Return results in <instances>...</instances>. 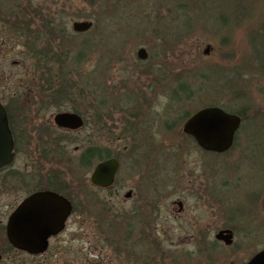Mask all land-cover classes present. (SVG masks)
Wrapping results in <instances>:
<instances>
[{
  "label": "rangeland",
  "instance_id": "1",
  "mask_svg": "<svg viewBox=\"0 0 264 264\" xmlns=\"http://www.w3.org/2000/svg\"><path fill=\"white\" fill-rule=\"evenodd\" d=\"M201 3L207 5L201 9L205 16L197 19L193 13L194 20L189 24L188 9L195 12ZM61 4L63 15L69 19L70 32L74 20L93 22L92 28L80 33L95 38V56L84 67L90 71L98 64L101 75L92 77L100 79L106 90L107 114H101V122L98 116L94 117V122L78 134L80 146L92 143L118 153L124 163L117 175L121 180L126 166L122 147L129 138L123 136L122 128L131 115L139 114L136 120L143 118L140 134L145 139L140 150L148 162L143 169L150 167L158 172L155 164L159 165L162 181L159 185L165 187L155 216L147 212L148 208L141 209L148 214L145 233L162 239L157 264H174L172 257L179 253H186L188 261L193 259L192 264H209L213 257L216 264L243 262L247 254L232 257L222 253L218 246H213L215 256L203 254L200 261L197 257L196 253L205 252L214 241V234L226 225L234 228L237 247L242 245L247 251L264 248V0H44L37 7L44 8V12L50 8L53 12ZM107 6L114 7V13H98ZM6 19L9 25L14 22ZM1 26L2 21L0 99L26 113L28 122L42 124L49 135L47 123L53 125L51 119L56 109L47 106L45 92L41 90L47 86L44 82L47 73L35 71L17 33ZM206 46L209 49L204 53ZM140 47L148 53L145 60L136 57ZM180 82L189 87L192 96L172 100L171 90ZM126 94L125 98L131 100L124 98ZM88 102V96L82 95L76 103L85 110ZM214 102L232 110L241 109L245 115L234 144L222 155L206 153L190 142L181 132L184 119L178 120L180 113L186 111L190 115ZM16 109L14 112H19ZM15 122L20 123L19 117ZM95 123L102 126L96 132L92 126ZM51 135L55 134L48 137ZM74 147L70 144V151L63 155L50 148L53 153L49 152L47 164L38 151L30 156L22 153L20 157L28 161L29 170L42 172L48 168L50 172L55 168L71 176L72 172L85 171L74 165V152H79ZM124 192L125 189L112 196L110 210L99 205L83 214L80 212L83 236L76 235L78 221L73 216L47 253L31 257L10 250L0 264H83L91 260L115 263V257L108 260L106 254L113 253L117 244L107 243L100 226L109 223L105 229L110 236L137 234V219L129 220L128 226L120 223L127 203L123 200ZM178 197L184 198L185 215L175 212L177 206L172 202ZM11 208L0 207V225ZM193 227L208 238L203 251L198 250L197 241L186 238L188 229ZM144 249L148 250L145 243ZM144 254V264L155 260ZM177 260L184 259L179 256Z\"/></svg>",
  "mask_w": 264,
  "mask_h": 264
},
{
  "label": "flooded vegetation",
  "instance_id": "2",
  "mask_svg": "<svg viewBox=\"0 0 264 264\" xmlns=\"http://www.w3.org/2000/svg\"><path fill=\"white\" fill-rule=\"evenodd\" d=\"M0 101L4 105L6 111L8 129L10 131L13 143L12 159L10 163L0 167V207L3 205L8 208L12 207L11 211L9 212L10 214L26 198L38 192L52 193L55 196L56 201H58V204L56 203L57 205L54 206L55 209L64 210L63 206H65V203H68L70 206V213L65 220L63 229L48 237L47 248L40 255L47 253L52 248V243L58 242V239L65 232L68 223L73 216H75L77 218L76 221H78L75 233L79 237L83 236V233L80 231L81 227L83 226L82 219H80V212L83 214V212L86 210L97 208L99 205L104 210H110L112 196L119 195V193L123 192L125 189V192L123 193V200L127 203L123 207V218L121 219L120 223L126 224V226H128L129 220L137 219L139 222L137 234L132 235L126 233L122 235V238L110 236L107 234L108 232L105 229V226H110L109 223L105 224V226H100L102 228L101 231L105 233V239H108L107 243L109 245H111V243L117 244L114 246V249L112 248L114 250L113 253L110 252L106 254L108 260L110 257H115V263H113L112 260L107 262H93V260H91L84 262L83 264H144V253H146V250L144 249V243L148 249H151V252H149L150 254L146 253V255L155 259L154 261L147 262H149V264H157V262H160V259L157 257L160 252L159 243L162 239H160L159 236L151 237L150 235H147L145 233L144 226L147 225V212L149 213L150 211V213L155 216L160 195L165 187L159 185L162 183L159 177L161 174L159 165L155 164L159 170L158 172H155V170L150 167L143 169L148 166V162H145L146 160L143 159L144 157L142 156L140 150L145 139V137L140 134V130L144 128V124L142 123L143 118L142 120H136L139 114L131 115L130 117L132 118L126 119V124L122 128L123 136H129V138L125 139L126 143L122 147V151L126 157V166L124 175L121 178L122 181L119 180L117 176L118 173H121L122 171H117L110 186L99 187L91 183V171L72 172L70 176L69 173L65 174L61 170L59 171V169L55 170V168L50 172L48 171V168L42 170V172L40 169H36L35 171L32 169L29 170L30 164H28V161L22 160L20 157L23 156L21 155L22 153H24V155L30 156L32 153L38 151V155L40 158H42L43 163L47 164L49 152H53V150L49 148V137L46 133V129L42 124L28 122L26 113L23 114L20 110L15 108L17 111H19L16 113L14 112V108L6 107V103L1 99ZM18 117L20 123L15 122ZM80 130L81 128L72 131H65H71L74 135L78 136V134L81 132ZM93 130L96 132L95 128ZM151 140L156 141V139ZM77 150V146L74 147V151ZM172 204L177 206V208H175L177 215H185L186 208H184V198L178 197L173 200ZM143 207L148 208L146 214H144V212L141 210ZM8 215L5 222L1 223L0 225V241L5 244V248L0 246L2 259L7 251H17L16 249L11 248L6 238V222ZM229 215L234 218L233 214ZM220 230L226 231L224 232L223 236L228 233L227 230L231 232L232 238L230 239V243H225L223 240L214 238V241L210 242L211 246H209L205 252L202 254L196 253L199 261V256H202L203 254L215 256V250L213 246H218L222 253L227 252L226 255L232 257L241 258L247 254V257L245 258L246 260L243 262H240L239 260L238 264H246L249 259L260 250L247 251L242 249L244 248L242 245L241 247H237L234 240L236 232L232 226L226 225L218 231ZM199 231L200 230H197L195 227L192 229L189 228V234L186 236V238L188 241H197L199 248L198 250L203 251L206 246L205 243H208V238L205 235H200ZM106 234L109 237L106 236ZM150 241H153L151 242L154 244L153 246L150 245ZM0 244L2 243L0 242ZM178 255L184 260H177L179 257ZM186 256V253H179L173 256L172 258H174V264H192L191 261H193V259L191 260L190 258L188 261V257ZM215 259L216 257H213L209 264H216ZM201 264H203V262Z\"/></svg>",
  "mask_w": 264,
  "mask_h": 264
},
{
  "label": "trees",
  "instance_id": "3",
  "mask_svg": "<svg viewBox=\"0 0 264 264\" xmlns=\"http://www.w3.org/2000/svg\"><path fill=\"white\" fill-rule=\"evenodd\" d=\"M39 1L43 3L44 0H24L21 3L16 2V0H0L1 28L8 31L14 30L21 41L22 49H26L27 59L32 62L35 71L39 73V70L41 72L45 70L47 73L46 80H44L47 86L41 88L45 92L44 95L48 101L47 106L54 107L56 112L70 110L80 114L84 119V125L80 130L82 131L94 122V117L98 116L97 120L101 122V114H107L105 112V107L107 109V98L104 97L106 92L104 84L99 81L100 79L92 77V75H101V70L98 69V64H96L95 69H91L90 71H85L86 67H84L96 51L93 42L95 38L91 36L92 34H80L68 30L67 21L69 19L63 15L61 9L64 6L62 4L54 9L53 12H50V8H47L49 11L44 12V8L37 7ZM22 3H25V5L21 6L20 4ZM206 7L207 5L202 6L201 3L197 6L195 12L188 9L189 24L194 20L191 18L193 13L194 18L197 19L200 15L205 16V12H202L201 9ZM114 11V7L110 8V6H107L102 7L98 13L103 12L104 14H108V12L114 13ZM20 12L22 13L21 15ZM6 17L14 20V22L9 25ZM35 19H38L37 23L34 22ZM60 46H63V49ZM100 59V57L97 59V63H100ZM105 65L104 63L103 67ZM78 83H83L84 86H77ZM172 92L171 98L176 101H181L182 98H184L183 100L189 99L192 96V91L189 87L187 89L184 82H180L175 90H171ZM82 95H87L89 99V107L85 110H81L76 103ZM127 96V94L124 95V98ZM125 99L131 100V98ZM66 102L70 104H64ZM211 105L219 106L227 112L239 115L241 117V124L245 120V115L241 109L232 110L223 104L215 102L205 106ZM6 107L11 106L6 103ZM188 116V113L185 111L183 114H179L178 120H185ZM95 124L92 126L99 131L102 126ZM47 125L50 126V134H55L49 138V148H55L58 155H63L65 152L70 151V144H74L75 147L77 146L79 152H74V165L76 168L81 170L84 168L85 171H89L96 162L111 156L121 160L118 153L114 154L107 147L92 143H85V146H80L81 143L78 140V136L74 135L71 131L61 130L55 126L52 127L53 125L51 126L49 123ZM71 134L72 137L70 136ZM236 138L237 134L235 140ZM190 140L193 142L191 138ZM123 168L124 163L120 161L118 171L120 172ZM150 245L153 246L154 244L150 242ZM149 252H151V249L146 251L147 254Z\"/></svg>",
  "mask_w": 264,
  "mask_h": 264
},
{
  "label": "water",
  "instance_id": "4",
  "mask_svg": "<svg viewBox=\"0 0 264 264\" xmlns=\"http://www.w3.org/2000/svg\"><path fill=\"white\" fill-rule=\"evenodd\" d=\"M91 26L92 22L87 20L71 23L74 32L87 31ZM208 49L209 46H206L204 53H207ZM137 57H147L144 48L137 51ZM52 119L55 125L65 129L75 130L83 125L82 118L73 112H58ZM240 123L241 118L237 114L226 112L217 106H206L188 117L182 131L191 136L202 150L222 153L232 146ZM12 147L6 111L0 103V167L10 163ZM118 167L119 163L115 158L99 161L91 171V183L99 187L109 186ZM57 202L52 193L38 192L20 203L9 215L6 224V237L10 245L28 254L44 252L48 237L63 228L70 211L68 203L63 206L64 210L55 209ZM224 232L226 231H218L215 238L230 243L231 232L227 230L228 233L223 236ZM246 264H264V249L258 251Z\"/></svg>",
  "mask_w": 264,
  "mask_h": 264
}]
</instances>
